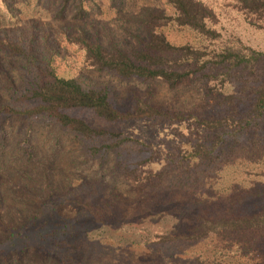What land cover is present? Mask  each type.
Segmentation results:
<instances>
[{
    "label": "rangeland",
    "instance_id": "374dc122",
    "mask_svg": "<svg viewBox=\"0 0 264 264\" xmlns=\"http://www.w3.org/2000/svg\"><path fill=\"white\" fill-rule=\"evenodd\" d=\"M203 1L218 13L224 38L264 52V29L243 20L236 0ZM144 7L171 12L164 0H0L1 105L30 106L32 80L52 69L83 87L105 89L120 111L140 100L166 115L108 122L87 109L68 111L95 129L134 139L114 145L108 138L109 149L101 137L87 140L44 117L0 116V204L18 227L52 225L43 233L51 239L2 251L0 264H264V225L209 233L202 226L264 214V112L256 118L251 112L264 86V57L226 75L205 70L170 88L161 79L95 71L68 40L80 30L104 46L137 48L134 36L144 33L132 16ZM163 30L175 44L196 41L185 28ZM225 117L249 124L233 135L198 123ZM198 144L209 155L189 158ZM41 166L49 197L24 176ZM10 184L40 201L15 202ZM6 235L0 229V241Z\"/></svg>",
    "mask_w": 264,
    "mask_h": 264
},
{
    "label": "trees",
    "instance_id": "16d2710c",
    "mask_svg": "<svg viewBox=\"0 0 264 264\" xmlns=\"http://www.w3.org/2000/svg\"><path fill=\"white\" fill-rule=\"evenodd\" d=\"M164 1L171 8L170 13L144 7L132 16L137 28L144 33V38L134 36L138 42L137 48L124 50L112 43L104 46L98 41L90 40L80 30H77V34L72 38L68 37V40L76 43L84 51L85 61L95 71H111L123 78L161 79L170 88L205 70L222 69L226 75L234 68L252 67L264 57L263 51L244 45L238 38H224L216 28L220 22L218 13L203 0ZM5 6L13 13L9 5L5 4ZM233 8L248 25L264 29V0H236ZM75 9V17L81 18L85 13L82 5L78 3ZM167 27L185 28L195 34L196 41L175 44L166 37L163 29ZM4 45L16 55H22L24 52L18 45L8 42ZM35 79L30 84L31 105L15 108L0 104V116L44 117L87 140L93 141L101 137V141L105 142L104 149L111 147L105 141H108V138L113 140L114 145L134 139L128 136L120 138V132L95 129L81 118L69 115V110L87 109L108 122L166 116L140 100L133 109L120 111L110 103L105 89L83 87L74 78L55 75L52 69L47 73V78ZM251 110L255 118L260 117L264 112V86L256 92ZM242 122L243 120L235 121L227 117L198 121L203 128L224 129L228 134L233 135L249 124L248 120L244 125L240 124ZM115 139L117 142H114ZM208 155L209 152L204 145L198 144L196 149L191 151L189 158H206ZM24 176L35 188L49 197L50 180L45 166L25 173ZM7 189L17 203L32 205L40 201V198L30 194L21 186L10 184ZM254 225H264V214L217 221L206 220L202 224L207 232H217L219 229L237 230ZM45 226L47 224L25 225L24 223L18 227L12 212L0 204V229L7 233L4 241H0V252H18L22 249L21 245L24 247L39 240L45 243L52 236L43 233L52 225ZM162 238L170 239L167 236Z\"/></svg>",
    "mask_w": 264,
    "mask_h": 264
}]
</instances>
